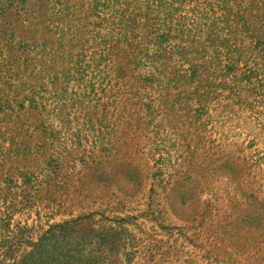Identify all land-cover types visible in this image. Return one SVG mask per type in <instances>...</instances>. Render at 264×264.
<instances>
[{"label":"rangeland","instance_id":"374dc122","mask_svg":"<svg viewBox=\"0 0 264 264\" xmlns=\"http://www.w3.org/2000/svg\"><path fill=\"white\" fill-rule=\"evenodd\" d=\"M0 264H264V0H0Z\"/></svg>","mask_w":264,"mask_h":264}]
</instances>
